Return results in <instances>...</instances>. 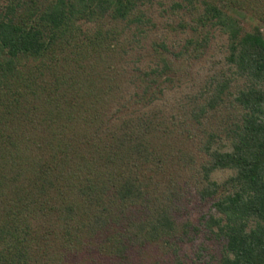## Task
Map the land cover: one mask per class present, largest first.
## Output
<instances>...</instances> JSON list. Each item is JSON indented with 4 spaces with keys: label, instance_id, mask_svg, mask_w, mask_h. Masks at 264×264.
<instances>
[{
    "label": "trees",
    "instance_id": "trees-1",
    "mask_svg": "<svg viewBox=\"0 0 264 264\" xmlns=\"http://www.w3.org/2000/svg\"><path fill=\"white\" fill-rule=\"evenodd\" d=\"M263 27L264 0H0V264H185L200 234L264 264Z\"/></svg>",
    "mask_w": 264,
    "mask_h": 264
},
{
    "label": "rangeland",
    "instance_id": "rangeland-1",
    "mask_svg": "<svg viewBox=\"0 0 264 264\" xmlns=\"http://www.w3.org/2000/svg\"><path fill=\"white\" fill-rule=\"evenodd\" d=\"M157 22L162 23L166 20V17H160L158 12L155 13ZM237 16L240 18L243 26L246 30L250 29L251 21L245 15L238 13ZM264 32V27L262 28ZM224 38L217 36L216 39L211 43L209 50L206 52L201 62L194 66L191 71V77L181 87L174 88L171 92H168L165 100L159 103V106L168 113L178 115L180 113V107L188 103V98L197 94L201 87L205 85L207 81L214 75H218L219 72L226 69L224 63V52H223ZM195 176L191 177L189 186H191L190 196V215L189 218L196 222L197 218L207 213L208 206H202L200 204L196 192L194 191V180H197V175L192 172ZM229 175L230 171H218L213 173L212 179L218 183L222 182ZM186 178H189L186 177ZM214 247L206 240L203 234H200L192 244L185 245L182 250V258L185 264H215L209 258L212 254Z\"/></svg>",
    "mask_w": 264,
    "mask_h": 264
}]
</instances>
